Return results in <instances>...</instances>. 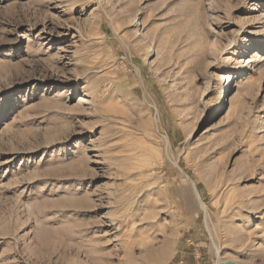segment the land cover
I'll return each mask as SVG.
<instances>
[{
  "label": "rangeland",
  "instance_id": "374dc122",
  "mask_svg": "<svg viewBox=\"0 0 264 264\" xmlns=\"http://www.w3.org/2000/svg\"><path fill=\"white\" fill-rule=\"evenodd\" d=\"M222 261L264 264V0H0V264Z\"/></svg>",
  "mask_w": 264,
  "mask_h": 264
},
{
  "label": "bare ground",
  "instance_id": "6f19581e",
  "mask_svg": "<svg viewBox=\"0 0 264 264\" xmlns=\"http://www.w3.org/2000/svg\"><path fill=\"white\" fill-rule=\"evenodd\" d=\"M249 49H251V48H249ZM247 54V53H246ZM233 83V82H232ZM232 88H233V86H231L230 84L227 86V87H225V89H224V94L222 95V97L228 92V91H231L232 90ZM226 103L225 102H221V103H219L216 107H215V112H220V111H222L223 110V108H225L226 109ZM196 192H197V190H196ZM197 194H198V192H197ZM198 197H199V195H197ZM203 207H204V204H203ZM224 261H222V262H219V263H217V264H222ZM226 262H228V261H226ZM226 262H224L223 264H225ZM235 263V262H234ZM236 264V263H235ZM237 264H240V263H238L237 262Z\"/></svg>",
  "mask_w": 264,
  "mask_h": 264
},
{
  "label": "water",
  "instance_id": "95a60500",
  "mask_svg": "<svg viewBox=\"0 0 264 264\" xmlns=\"http://www.w3.org/2000/svg\"><path fill=\"white\" fill-rule=\"evenodd\" d=\"M225 264H235L234 262H226Z\"/></svg>",
  "mask_w": 264,
  "mask_h": 264
}]
</instances>
